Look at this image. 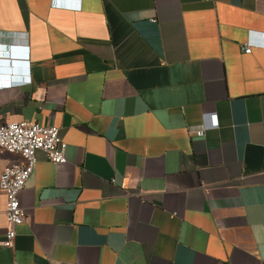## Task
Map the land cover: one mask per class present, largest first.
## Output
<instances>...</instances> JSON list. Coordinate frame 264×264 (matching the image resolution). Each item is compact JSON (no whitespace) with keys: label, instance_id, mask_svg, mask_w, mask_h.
<instances>
[{"label":"crops","instance_id":"obj_1","mask_svg":"<svg viewBox=\"0 0 264 264\" xmlns=\"http://www.w3.org/2000/svg\"><path fill=\"white\" fill-rule=\"evenodd\" d=\"M10 61L0 123L68 161L37 154L0 264H264V0H0Z\"/></svg>","mask_w":264,"mask_h":264},{"label":"built area","instance_id":"obj_2","mask_svg":"<svg viewBox=\"0 0 264 264\" xmlns=\"http://www.w3.org/2000/svg\"><path fill=\"white\" fill-rule=\"evenodd\" d=\"M213 1V0H212ZM255 43L247 44L245 54H250ZM213 126L218 125L216 116ZM199 138L205 136V130L193 132ZM0 151L20 157V161L9 166L0 176V191L6 197L5 216L7 229L1 247L12 250L15 246L17 228L26 221L25 212L19 201V194L38 164L37 154L42 152L55 166L67 163V144L60 135V129L52 125H42L28 121L0 123Z\"/></svg>","mask_w":264,"mask_h":264},{"label":"water","instance_id":"obj_3","mask_svg":"<svg viewBox=\"0 0 264 264\" xmlns=\"http://www.w3.org/2000/svg\"><path fill=\"white\" fill-rule=\"evenodd\" d=\"M8 58L12 59L14 57H16L15 53H16V50L13 49V48H9L8 49ZM0 66L4 67V68H8L9 66L12 68L14 66H18L17 64H13L11 61L10 62H0Z\"/></svg>","mask_w":264,"mask_h":264}]
</instances>
